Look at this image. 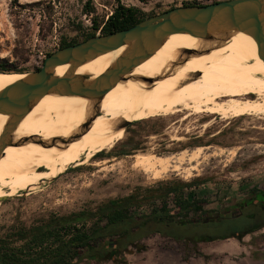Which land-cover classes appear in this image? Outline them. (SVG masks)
Returning a JSON list of instances; mask_svg holds the SVG:
<instances>
[{
	"label": "rangeland",
	"instance_id": "rangeland-1",
	"mask_svg": "<svg viewBox=\"0 0 264 264\" xmlns=\"http://www.w3.org/2000/svg\"><path fill=\"white\" fill-rule=\"evenodd\" d=\"M119 1L145 15H159L187 3L210 5L227 0H0V57L23 74L36 72L49 54L60 49L63 40L81 42L95 21H107ZM140 121L145 120L125 129L124 139L111 152L83 166H72L55 179L0 203V237L12 225L29 226L51 213L95 208L110 199L131 195L138 187L160 182H196L188 193L208 200L205 209L210 212L242 201L251 189L264 185V118L223 120L218 115L182 114L137 124ZM196 148H206L207 160L188 180L177 173L156 180L134 167L137 155L169 156ZM123 151L130 155H119ZM5 179L8 181V176ZM263 231L242 241L202 244L201 256L189 260L184 259V253L192 249L155 236L145 241L147 251L134 250L127 260L129 264H264Z\"/></svg>",
	"mask_w": 264,
	"mask_h": 264
},
{
	"label": "bare ground",
	"instance_id": "bare-ground-1",
	"mask_svg": "<svg viewBox=\"0 0 264 264\" xmlns=\"http://www.w3.org/2000/svg\"><path fill=\"white\" fill-rule=\"evenodd\" d=\"M126 49L99 56L82 65L77 74L99 78ZM210 49L213 50L201 55L186 52ZM68 69V65L61 66L54 74L62 77ZM26 76L0 72V91ZM95 113L99 117L85 128ZM182 114L218 115L223 120L264 118V59L255 38L234 32L219 45L174 34L102 100L48 94L31 108L11 138L14 144L0 158V197L35 189L72 166H83L111 152L124 139L125 129L119 127L127 121ZM9 119L0 114V136ZM25 138L31 142L17 144ZM205 151L206 148H196L169 156L137 155L134 167L156 180L169 173L188 180L199 172L206 159ZM7 176L8 181H4Z\"/></svg>",
	"mask_w": 264,
	"mask_h": 264
},
{
	"label": "trees",
	"instance_id": "trees-1",
	"mask_svg": "<svg viewBox=\"0 0 264 264\" xmlns=\"http://www.w3.org/2000/svg\"><path fill=\"white\" fill-rule=\"evenodd\" d=\"M184 6L206 5L187 3ZM153 16L156 15H145L119 1L108 20L95 21L83 41L63 40L60 49L98 35L131 29ZM0 72L23 74L1 57ZM119 155L130 153L123 151ZM195 186L196 182H160L152 187H138L131 195L110 199L95 208L69 214L51 213L29 226L12 225L0 237V264H129L127 255L134 250L147 251L145 241L155 236L192 249L184 253V259L189 260L201 256L202 244L229 239L242 241L264 228L260 188L251 189L242 201L210 212L205 209L208 200L190 197L188 192Z\"/></svg>",
	"mask_w": 264,
	"mask_h": 264
},
{
	"label": "water",
	"instance_id": "water-1",
	"mask_svg": "<svg viewBox=\"0 0 264 264\" xmlns=\"http://www.w3.org/2000/svg\"><path fill=\"white\" fill-rule=\"evenodd\" d=\"M234 32L247 33L255 38L264 59V0H227L206 6L177 7L150 17L131 29L98 35L57 50L46 58L39 70L26 74L23 80L0 91V114L10 117L0 136V158L14 144L11 138L31 108L48 94L102 100L137 67L153 57L172 35L187 34L223 45ZM125 46L127 49L121 57L99 78L77 74L82 65ZM211 50L186 52L201 55ZM65 65L69 66L66 74L56 76L54 72ZM98 117L99 114L95 113L84 127H90ZM132 123L127 121L119 129H126ZM29 142L31 139L25 138L17 144ZM10 198L0 197V203Z\"/></svg>",
	"mask_w": 264,
	"mask_h": 264
},
{
	"label": "flooded vegetation",
	"instance_id": "flooded-vegetation-1",
	"mask_svg": "<svg viewBox=\"0 0 264 264\" xmlns=\"http://www.w3.org/2000/svg\"><path fill=\"white\" fill-rule=\"evenodd\" d=\"M259 197H260V202H261V208L262 210L264 211V186L263 188L261 189V193L259 194ZM211 217H213V215H211ZM264 229V228H263ZM262 229V230H263ZM261 231V230H260ZM257 233V232H256ZM255 234V233H254ZM252 235V234H251ZM249 236V235H248Z\"/></svg>",
	"mask_w": 264,
	"mask_h": 264
},
{
	"label": "crops",
	"instance_id": "crops-1",
	"mask_svg": "<svg viewBox=\"0 0 264 264\" xmlns=\"http://www.w3.org/2000/svg\"><path fill=\"white\" fill-rule=\"evenodd\" d=\"M263 186H264V185H263ZM263 186H260L259 188H260V189H262V188H263ZM263 230H264V229H263ZM263 232H264V231H263Z\"/></svg>",
	"mask_w": 264,
	"mask_h": 264
}]
</instances>
